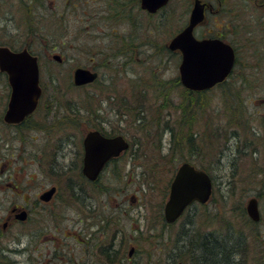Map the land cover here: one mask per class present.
<instances>
[{
    "label": "rangeland",
    "instance_id": "374dc122",
    "mask_svg": "<svg viewBox=\"0 0 264 264\" xmlns=\"http://www.w3.org/2000/svg\"><path fill=\"white\" fill-rule=\"evenodd\" d=\"M112 1L0 0V45L36 54L42 87L36 110L22 123H7L10 87L0 71V264H75L78 215L90 213L84 201L99 217L112 213L114 227L137 248L135 264H189L177 256L181 231L193 226L225 234L227 224L247 239L246 256L241 247L232 260L257 264L264 254L262 9L238 10L243 39L253 46L242 45L228 82L191 96L167 43L185 25L192 0H172L155 14L137 12L133 0ZM209 19L195 34L219 32L220 15ZM127 43L129 68L121 61ZM77 66L96 67L97 80L75 85ZM196 96V102L189 98ZM91 129L122 134L130 143L92 183L81 172L82 139ZM184 161L206 168L212 194L168 223L164 204ZM53 184V199L40 201L38 194ZM251 196L261 215L254 224L242 213ZM15 206L27 218L3 228Z\"/></svg>",
    "mask_w": 264,
    "mask_h": 264
},
{
    "label": "water",
    "instance_id": "95a60500",
    "mask_svg": "<svg viewBox=\"0 0 264 264\" xmlns=\"http://www.w3.org/2000/svg\"><path fill=\"white\" fill-rule=\"evenodd\" d=\"M168 0H140L141 7L148 12H156ZM205 18L204 3L193 0L186 25L168 42L169 49H179L181 61L179 78L181 84L191 90H203L224 80L232 70L234 52L230 45L219 38H201L194 36V28ZM62 61L59 54L52 56ZM0 71L7 76L10 87L7 108L3 119L7 123H20L31 114L42 93L40 85L38 56L26 47L13 50L7 45H0ZM97 73L88 68L77 66L73 71V82L82 85L94 81ZM128 142L121 134L106 136L98 129L87 131L83 138V174L96 179L105 163L118 156L128 147ZM54 187L44 191L40 196L48 200ZM212 194L210 175L190 162H182L171 180L168 199L164 204V218L168 223L174 222L193 202L206 203ZM247 215L254 221L260 218L258 199L251 196L246 204ZM12 211L15 208L11 209ZM15 218L25 220L27 211L21 209Z\"/></svg>",
    "mask_w": 264,
    "mask_h": 264
},
{
    "label": "flooded vegetation",
    "instance_id": "af4514ba",
    "mask_svg": "<svg viewBox=\"0 0 264 264\" xmlns=\"http://www.w3.org/2000/svg\"><path fill=\"white\" fill-rule=\"evenodd\" d=\"M200 1L204 3V8H205V19L202 24L208 23L210 20L209 19L210 16L219 14L221 18L220 21L221 25L218 33H216L214 29H212V30L204 31L199 35L195 34L194 32V36L198 39L219 38L224 43L230 45L234 52V62L232 68H237L238 65L240 64L239 54L241 53L242 45H245L246 47L253 46L252 45L253 40L251 38H247L246 41L243 39V33H242L243 23L241 20V10L240 11L238 10L242 8L262 9L264 15V0H200ZM114 2L115 0L111 2L112 6L113 4H115ZM119 3L125 6L130 4V0H121ZM133 4L137 12L139 13H143V11L147 12L146 10L141 8L140 0H133ZM192 5H193V0L191 7ZM233 8L235 11H229L230 9ZM150 14H155V13H150ZM127 16L126 14H124L123 19L128 24L129 18H127ZM262 20L264 22L263 18ZM200 25L201 24H199L198 26ZM247 28L250 29V27ZM250 33L246 35H249ZM124 47H123V51L125 50L124 51L125 57L121 55L122 56L121 61L125 68L127 67L129 68L130 59L127 58L131 57V54L133 53V49H130L129 43H127V47L125 49ZM167 48H168V43H167ZM14 50H20V49H14ZM169 51L171 52L170 54H173L175 56L176 67L179 68V64L181 61L180 50L176 48L173 50L169 49ZM111 54L114 56L115 52ZM141 56L142 53L139 52V55L135 58V61H137L138 59L141 60ZM86 68L95 71L97 73V78H98L99 71L97 70L96 67L88 66ZM111 68H113V66ZM100 132L106 136H113L119 134V133L108 134L102 130H100ZM82 146H83V139H82ZM124 153L125 151H122V153L118 157L110 159V161L107 164L113 162L114 159L121 158L124 155ZM82 164H83V155H82ZM97 179L98 178L94 180L91 179L88 180L91 181L92 183L95 182ZM51 187L55 188L51 197L48 200L41 199L40 195ZM56 191H57V186L54 184L50 185L47 189H44L42 192L38 194V198L40 201L44 203L50 202L51 199H53V197L55 196ZM89 199L91 200V197H89ZM82 207L81 208L84 211H90V213H86L84 215L82 212H80L78 215L79 225L77 226L76 229V241L78 243V247H77L78 252L77 255L75 256V262H74L75 264H119V263L129 264L133 259L136 258L137 248L135 247V245L131 243L129 237L126 238L125 235L122 234L121 229H119L118 227L117 228L114 227V218L112 216V213L109 215L107 213L99 217L96 211L94 212V210L92 209L93 206L91 205V202L86 203L84 201L82 203ZM13 208H15V210L14 211L11 210V214L7 217L5 221H3L2 223L3 228H6L8 221L11 222V220H16L15 213L18 210L16 206ZM140 255L143 256V252H140Z\"/></svg>",
    "mask_w": 264,
    "mask_h": 264
},
{
    "label": "trees",
    "instance_id": "16d2710c",
    "mask_svg": "<svg viewBox=\"0 0 264 264\" xmlns=\"http://www.w3.org/2000/svg\"><path fill=\"white\" fill-rule=\"evenodd\" d=\"M170 1H172V0H170ZM227 80L228 79H225L224 81L218 83L217 85H221L225 82L227 83L228 82ZM203 91L204 90L192 91V90L186 89L185 92H187L191 96H193L196 94L203 93ZM189 98L192 99L191 100L192 102H193V99L195 100V102L198 99L197 96L195 98H192V97H189ZM187 105L189 106V103ZM187 105H186V107H187ZM72 113H74V112H72ZM214 129L219 131V129L217 127ZM214 134H215V131H212L209 137L215 138L216 136ZM115 160L116 159H114V161ZM192 164H194V163H192ZM195 166L198 167L197 165H195ZM198 168L206 171V168L203 166H199ZM206 203L200 204V203L196 202V204H199V205H205ZM193 204H195V203H193ZM242 213H243L244 219L247 222H250L253 224L255 223L254 221H252L248 217L246 209L243 206H242ZM189 223L191 225H193L192 224L193 222H191V220L189 221ZM230 227L231 226L229 224H227V229L225 230V234L221 233L220 231L217 232L215 230L199 231L198 229L193 228V226H192V228H189V229L187 228L185 233H182V234L180 233L182 235V242H183L180 248H183V249H181L180 253H178V255H177L179 258V261L180 262L181 261L182 262H188L189 264H236V261L232 260V258L241 249V247H243V249H242L243 256L242 257L246 256L245 243H246L247 239L245 236H243L244 233L241 231H238L237 233L239 234V236L235 237V234L231 232ZM218 233L220 236H218ZM224 236H226V237H224ZM240 237H242L241 243L243 245L241 243L237 242V241H239L238 239ZM238 245H242V246L238 247ZM178 252H179V247H178ZM257 259L260 260V262H258L257 264H264V254L263 255H257Z\"/></svg>",
    "mask_w": 264,
    "mask_h": 264
},
{
    "label": "bare ground",
    "instance_id": "6f19581e",
    "mask_svg": "<svg viewBox=\"0 0 264 264\" xmlns=\"http://www.w3.org/2000/svg\"><path fill=\"white\" fill-rule=\"evenodd\" d=\"M124 138L126 139V137H124ZM126 140H127V139H126ZM127 142H128V144L130 145V143H129L128 140H127ZM187 162H190V161H187ZM190 163H191V162H190ZM258 207H259V206H258ZM184 211H185V210H184ZM184 211L182 212V214L184 213ZM248 217H249V216H248ZM249 218H250V217H249ZM260 218H261V215H260ZM260 218H259L258 221H260ZM250 219H251V218H250ZM176 220H177V219H176ZM176 220H175V221H176ZM251 220H252V219H251ZM175 221H174V222H175ZM252 221H254V220H252ZM258 221H254V222H258ZM186 229H187V228H186ZM185 231H186V230L183 229V230L181 231V234H182V233H185ZM221 233H222V232H221ZM181 234H180V236H179V240H180V241H182V235H181ZM218 236H220L219 233H218ZM181 243H183V242H181ZM181 245H182V244H181ZM181 245L179 246V252H178V253H180V250L183 249V248H180ZM135 259H136V258H135ZM135 259H133L129 264H135V263H136V262H134ZM143 259H145V256L142 258V260H143ZM119 264H120V263H119ZM121 264H128V263H121Z\"/></svg>",
    "mask_w": 264,
    "mask_h": 264
}]
</instances>
